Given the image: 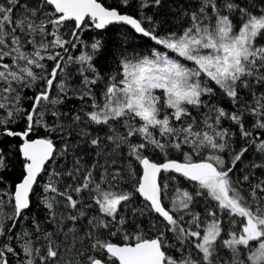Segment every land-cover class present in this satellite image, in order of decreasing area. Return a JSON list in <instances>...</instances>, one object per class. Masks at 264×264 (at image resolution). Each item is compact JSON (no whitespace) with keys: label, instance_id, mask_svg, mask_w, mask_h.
<instances>
[{"label":"snow or ice","instance_id":"snow-or-ice-1","mask_svg":"<svg viewBox=\"0 0 264 264\" xmlns=\"http://www.w3.org/2000/svg\"><path fill=\"white\" fill-rule=\"evenodd\" d=\"M0 264H264V0H0Z\"/></svg>","mask_w":264,"mask_h":264}]
</instances>
